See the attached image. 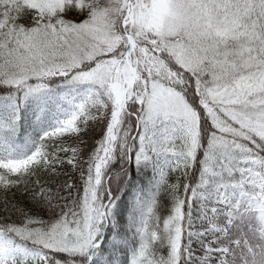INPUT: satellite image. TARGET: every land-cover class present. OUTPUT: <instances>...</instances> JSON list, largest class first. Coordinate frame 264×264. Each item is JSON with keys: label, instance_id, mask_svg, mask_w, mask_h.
Wrapping results in <instances>:
<instances>
[{"label": "snow or ice", "instance_id": "snow-or-ice-1", "mask_svg": "<svg viewBox=\"0 0 264 264\" xmlns=\"http://www.w3.org/2000/svg\"><path fill=\"white\" fill-rule=\"evenodd\" d=\"M0 264H264V0H0Z\"/></svg>", "mask_w": 264, "mask_h": 264}]
</instances>
